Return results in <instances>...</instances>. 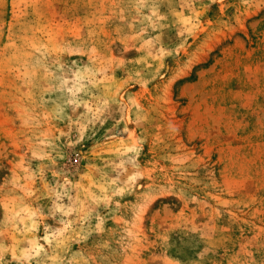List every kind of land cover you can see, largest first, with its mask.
<instances>
[{"label": "rangeland", "instance_id": "1", "mask_svg": "<svg viewBox=\"0 0 264 264\" xmlns=\"http://www.w3.org/2000/svg\"><path fill=\"white\" fill-rule=\"evenodd\" d=\"M0 264H264V0H0Z\"/></svg>", "mask_w": 264, "mask_h": 264}]
</instances>
